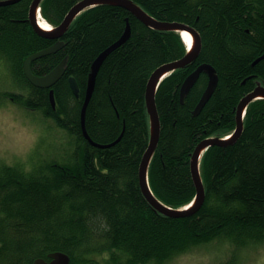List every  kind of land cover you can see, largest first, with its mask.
<instances>
[{
    "label": "trees",
    "instance_id": "16d2710c",
    "mask_svg": "<svg viewBox=\"0 0 264 264\" xmlns=\"http://www.w3.org/2000/svg\"><path fill=\"white\" fill-rule=\"evenodd\" d=\"M32 1L0 5V60L9 69L4 78L10 84L0 96L40 111L68 134L56 155L49 143L43 160L33 153L27 162L10 164V175L0 177V203L9 205L0 231V264H30L54 251L73 259L110 253L129 264H166L217 239L240 246L264 243V98L248 105L236 141L203 153L206 198L201 208L186 217L162 214L139 182L151 135L146 89L158 67L187 54L181 32L150 27L118 5L85 9L60 38L63 45L32 62L33 73L40 76L61 64L65 68L52 88L37 87L25 74V60L58 40L35 31L29 20ZM79 1L43 0L42 16L56 27ZM133 1L158 20L193 27L202 39L197 59L166 76L156 93L161 134L149 185L161 202L182 208L197 193L191 170L196 146L207 137L232 133L241 99L259 81L264 85V58L255 63L264 54V0ZM127 19L131 35L103 62L86 111L92 139L110 145L98 147L85 138L81 124L89 74L96 57L121 37ZM203 63L216 69L219 81L194 114L208 72H201L183 102L181 88ZM72 76L79 96L71 88Z\"/></svg>",
    "mask_w": 264,
    "mask_h": 264
},
{
    "label": "water",
    "instance_id": "95a60500",
    "mask_svg": "<svg viewBox=\"0 0 264 264\" xmlns=\"http://www.w3.org/2000/svg\"><path fill=\"white\" fill-rule=\"evenodd\" d=\"M18 1L20 0H3L0 1V5L12 4ZM42 1L43 0L32 1L29 9V20L37 33L48 38L57 39L58 41L52 46H49L45 49H42L40 51L31 54L30 56H28V58L24 63V70L27 78L30 80L32 84H34L37 87L52 88L58 82V80L64 75L65 68L63 64H61L57 68L52 70L50 73L40 76L33 73L31 67L32 62L40 57L53 53L54 51L59 49L63 45V42L60 40V38L69 29L70 25L72 24L73 20L77 17V15H79L85 9L100 4L118 5L128 9L135 17H137L140 21H142L143 23H145L150 27L160 30H177V31L188 30L192 32L195 41L193 47L190 50H188L187 54L180 59L161 65L152 73L149 79L146 89V104L150 115L151 135H150L148 148L145 151L140 163L139 182L144 196L146 197L148 202L153 206V208L156 209L158 212L174 218L186 217L195 214L201 208L206 198V190L200 172V160L202 158L203 153L210 146L226 145L229 143H233L240 137L244 129L243 118L246 112V108L254 100L264 98V85L258 83V85L254 90L249 92L241 99L240 103L238 104L237 113H236V130L234 131L233 135L230 138L224 139L221 137H208L203 139L196 146L191 158L192 176L197 189L196 197L193 200V202L187 206L177 209L172 208L161 202L155 196L149 185V180H148L149 166L152 157L157 149L161 134V121L156 104V93L160 83L166 76H168L173 71L179 68L185 67L186 65L190 64L191 62L197 59L202 49V39L200 33L196 29H192L184 23L158 20L133 0H80L71 8V10L68 12V14L66 15L65 19L62 21L61 24H59L56 27H53V29L51 30H46L40 25V20H39V17L42 16L40 12L41 10L40 5ZM127 21L128 22L126 28L123 34L121 35V37L117 41L112 43L110 46H108L106 49H104L96 57V59L93 61L91 72L89 74L85 100L81 110V124L85 138L92 145L98 147H108L110 145L99 144L92 139L86 128V111L90 103V100L92 98V95L94 93L97 75L103 62L113 50H115L123 43H125L131 35L132 27L128 19ZM263 58H264V54L261 55L255 61V63ZM203 71L208 72L209 82L200 101L198 102L194 110V114H198L202 110V108L210 99V97L212 96L213 92L215 91L218 85L219 77L216 73V69L211 64L208 63H203L199 65L194 72L188 75L181 88V101L183 102L186 92L189 91V89L192 87L194 82L198 79L199 75ZM69 81L74 94L76 96H79L80 88L76 78L72 76L70 77ZM50 99L52 101L53 106H55L56 101H55V94L53 89H51L50 91ZM48 256L53 259L51 262L49 263L46 262L44 258H37L33 264H68L70 262V256L61 251L50 252Z\"/></svg>",
    "mask_w": 264,
    "mask_h": 264
},
{
    "label": "rangeland",
    "instance_id": "374dc122",
    "mask_svg": "<svg viewBox=\"0 0 264 264\" xmlns=\"http://www.w3.org/2000/svg\"><path fill=\"white\" fill-rule=\"evenodd\" d=\"M1 69L0 86L10 87L4 78L7 74L3 67ZM7 98L8 101H0V161L10 164L27 162L33 153L36 160H43L44 148L49 143L54 144L53 153L56 155L59 147L66 144L67 131L40 111L29 110L10 100V96ZM166 264H264V243L255 240L240 246L217 239L187 251Z\"/></svg>",
    "mask_w": 264,
    "mask_h": 264
},
{
    "label": "flooded vegetation",
    "instance_id": "af4514ba",
    "mask_svg": "<svg viewBox=\"0 0 264 264\" xmlns=\"http://www.w3.org/2000/svg\"><path fill=\"white\" fill-rule=\"evenodd\" d=\"M4 66L5 65L0 60V73L2 72L1 67H3L4 72L6 74H9L8 67L5 68ZM258 83H261V82L259 81ZM1 89H2V87L0 86V92H1ZM0 99H1L0 101H2V100L8 101L9 100L8 98H4L3 96H0ZM8 175H10V163L0 161V177L4 178ZM7 206L9 207V205H7V204L0 203V231H3L5 229V223L9 217ZM2 244H3V242L0 241V247L2 246ZM48 254L46 257H40L39 256V257L34 258L30 264H33L37 258H44L46 262H48V263L51 262L53 259L51 257H49ZM68 264H129V263L123 262L121 260L112 259L110 256V253H105L102 256H98V257H94V258L73 259L70 257V262Z\"/></svg>",
    "mask_w": 264,
    "mask_h": 264
},
{
    "label": "bare ground",
    "instance_id": "6f19581e",
    "mask_svg": "<svg viewBox=\"0 0 264 264\" xmlns=\"http://www.w3.org/2000/svg\"><path fill=\"white\" fill-rule=\"evenodd\" d=\"M39 20H40V25L44 28V29H46V30H51V29H53V26L52 25H49L48 23H47V21H45V19L42 17V16H40L39 17ZM187 25V24H186ZM187 26H189V25H187ZM190 27V26H189ZM190 28H192V29H194L193 27H190ZM175 31H177V30H175ZM178 32H181V34H182V37H183V40L185 41V43H186V46H188V47H190V48H192L193 47V45H194V36H193V34H192V32L191 31H186V30H183V31H178ZM26 61V60H25ZM80 88V87H79ZM79 93H80V91H79ZM56 101V100H55ZM200 172H201V170H200ZM203 180V179H202ZM204 183V182H203ZM206 190V189H205Z\"/></svg>",
    "mask_w": 264,
    "mask_h": 264
}]
</instances>
